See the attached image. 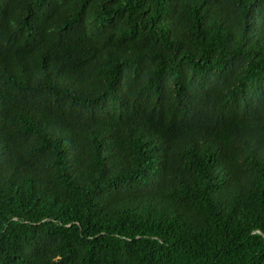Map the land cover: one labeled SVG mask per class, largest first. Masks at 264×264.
<instances>
[{"label":"trees","instance_id":"16d2710c","mask_svg":"<svg viewBox=\"0 0 264 264\" xmlns=\"http://www.w3.org/2000/svg\"><path fill=\"white\" fill-rule=\"evenodd\" d=\"M0 264H264V0H0Z\"/></svg>","mask_w":264,"mask_h":264}]
</instances>
